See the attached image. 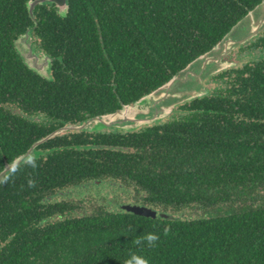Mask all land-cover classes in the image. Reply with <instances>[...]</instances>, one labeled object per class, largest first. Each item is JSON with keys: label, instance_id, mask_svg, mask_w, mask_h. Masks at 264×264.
<instances>
[{"label": "trees", "instance_id": "obj_1", "mask_svg": "<svg viewBox=\"0 0 264 264\" xmlns=\"http://www.w3.org/2000/svg\"><path fill=\"white\" fill-rule=\"evenodd\" d=\"M32 1L0 0V171L29 149L39 164L0 184V264H124L129 252L149 264H264V31L240 47L248 62L210 76L204 96L165 119L35 145L160 87L260 0H66L64 14L44 2L30 15ZM31 31L50 77L14 48L24 36L31 48ZM4 104L39 121L23 123ZM105 180L135 186L171 218L85 214L53 199ZM149 232L160 235L156 247L132 244Z\"/></svg>", "mask_w": 264, "mask_h": 264}, {"label": "water", "instance_id": "obj_2", "mask_svg": "<svg viewBox=\"0 0 264 264\" xmlns=\"http://www.w3.org/2000/svg\"><path fill=\"white\" fill-rule=\"evenodd\" d=\"M44 2L54 4L62 13L67 9L66 0H33L28 4L30 15L36 4ZM263 31L264 0H260L252 10L229 29L218 43L189 62L163 85L132 104L121 105L118 110L112 113L91 118L81 128L101 129L110 127L132 131L165 119L178 105L204 96L208 90L204 86V81L210 76L235 65L224 58L231 54L236 47L249 42ZM24 37H21L16 42L17 49H19V43L23 42ZM43 59L46 58L43 57ZM20 159L17 158L12 162H18ZM122 209L125 212L147 218H156L158 216L171 218L168 215L157 213L141 206L126 205Z\"/></svg>", "mask_w": 264, "mask_h": 264}, {"label": "flooded vegetation", "instance_id": "obj_3", "mask_svg": "<svg viewBox=\"0 0 264 264\" xmlns=\"http://www.w3.org/2000/svg\"><path fill=\"white\" fill-rule=\"evenodd\" d=\"M60 13L61 14H64L65 12L62 13L60 11ZM29 33H30L31 48L29 47V42L27 41V37H24V41H23V43H21L22 48L20 50L19 49H16L15 46H14V48H15L17 54L19 56L20 55L22 56L21 57V61L23 62V65H25V66L28 65L29 66L28 68L32 72H34L36 74H39L40 76L50 77L51 71H50V68L47 65L45 59H43V61H44L43 68H39L37 66V63L36 62H35V64H33V62L36 61V60H38V57L41 56V55H43L44 53L37 46V44H38L37 42L39 41L38 40V36L36 34H34L32 31L29 32ZM14 42H16V41H14ZM27 55H29V56H27ZM26 56H27V59H31V63L27 61ZM3 109H5L8 112H10L11 114H13L15 117H17L19 119V121H21L23 123H26V122H38L39 121V116H36L33 113H31V112L29 114L26 113L21 106H18L17 107L14 104L13 105L12 104H6V105L4 104L3 105ZM85 123H83V124H85ZM83 124H81V125H77V124H66V125H64V126H62L60 128L55 129L51 133L46 134L42 138H40L35 143V145H38V144H40V143H42L44 141H47V140H51V139H53L54 137H57V136H62V135L64 136V135H66V134H68L70 132H80V131H83L84 129L80 128ZM75 127H77V128L79 127V129L74 130L73 128H75ZM88 130H92V132H96V131H98V132H113V130H121V129H115V128H110L109 127V128L98 129V130H94V129H88ZM25 153H31V154H33L32 153V149H29ZM22 156H23V154L20 155V156H18V157H16V158H22ZM112 183H113V185H112ZM96 184H98V185H96ZM96 184L95 185L93 184L92 185V188L96 189L99 192L102 191V190H104L105 189V186L107 184L112 185V186L117 187V188L119 187L120 188V191L123 192V195L128 190L129 191H132V194L133 195H131L130 198H129V196H127L126 199H123V198L119 197L117 200H115L114 203L111 202V204H110L111 206L110 207L113 208L112 210L122 209L123 206L129 205L128 202H130V203H139L140 205L147 206L146 202H144V200H143V197H144V194L145 193L142 192V191H139L138 188H136L133 185H129V186L125 185L124 186V184L122 182H119V181H111V180H105V181H102V182L99 181ZM104 184H105L104 188H101V186H103ZM114 184H116V185H114ZM67 189H70V188H67ZM73 189H77V188L75 187ZM81 189H83V188H81ZM63 191H65V190H63ZM58 193H60V192H58ZM58 195H61V193L58 194ZM58 195L55 194L53 197L58 196ZM148 208H150V207H148ZM151 209L154 210L153 208H151ZM107 211H109V210H107Z\"/></svg>", "mask_w": 264, "mask_h": 264}, {"label": "rangeland", "instance_id": "obj_4", "mask_svg": "<svg viewBox=\"0 0 264 264\" xmlns=\"http://www.w3.org/2000/svg\"><path fill=\"white\" fill-rule=\"evenodd\" d=\"M24 41V40H23ZM23 43V42H22ZM244 45V44H243ZM242 46V45H240ZM240 46L236 47L231 54H229L227 57H225L224 59L234 63V67L236 66H240L246 62H248L251 59V55L248 54L246 51L244 52L243 50H240ZM21 42L19 43V49H21ZM29 56V55H27ZM43 55L38 57V60L34 61L33 64H35V62L37 63V66L39 68H43ZM31 63V59H29V61ZM208 79V78H207ZM207 79L204 81V86L209 89V87L211 86L210 82L207 81ZM81 128V127H80ZM140 128V127H139ZM74 130L79 129V127H75L73 128ZM102 129V128H101ZM138 129V128H137ZM94 130H98V129H94ZM111 184V183H110ZM98 185V184H96ZM113 185V183H112ZM112 185L107 184L105 186V184L103 186H101V188L105 189L102 191H97L96 189L92 188V184L87 185L86 188L80 189V191L75 190L73 188L67 189L63 192H60L61 195H58L60 193H58V196L53 197L55 200L54 201H61V200H71V202H74L77 204V206H79L81 209V213L85 212V214H89L90 212H93L94 210H100V211H107V210H112L113 208H111L110 204L111 202L114 203L115 200H117L119 197L126 199L127 196L133 195L132 191H127L126 193L120 191V188L118 187H114ZM116 185V184H114ZM63 193V194H62ZM258 201V200H256ZM128 204L130 206H141L147 209L152 210L151 208H148V206L145 205H140L139 203H130L128 202ZM154 211V210H153ZM226 211H229V208H227V206H222L221 209L219 210H211L208 211V213L206 211H203L204 213L202 215H222L224 214Z\"/></svg>", "mask_w": 264, "mask_h": 264}, {"label": "clouds", "instance_id": "obj_5", "mask_svg": "<svg viewBox=\"0 0 264 264\" xmlns=\"http://www.w3.org/2000/svg\"><path fill=\"white\" fill-rule=\"evenodd\" d=\"M39 167L38 158L36 155L31 153L23 154L22 158L18 162H12L10 164L4 165L3 170L0 171V184H6L10 180L14 179L18 172L23 168L36 169ZM37 181L31 177L27 180V185L29 188L36 187ZM132 228L129 226V231ZM171 229L169 226L163 228V235H169ZM160 240V235L158 233L149 232L141 236H137L132 240V244L137 247H147L154 248L157 246V242ZM124 264H149V260L136 252H129L128 258L124 261Z\"/></svg>", "mask_w": 264, "mask_h": 264}]
</instances>
